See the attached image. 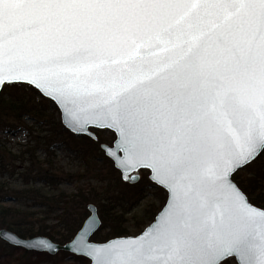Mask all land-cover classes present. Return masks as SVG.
<instances>
[{
	"label": "snow or ice",
	"instance_id": "6c2138e0",
	"mask_svg": "<svg viewBox=\"0 0 264 264\" xmlns=\"http://www.w3.org/2000/svg\"><path fill=\"white\" fill-rule=\"evenodd\" d=\"M6 82L115 127L121 166L170 189L141 237L89 249L98 264H264V211L231 179L264 154V0H0Z\"/></svg>",
	"mask_w": 264,
	"mask_h": 264
},
{
	"label": "rangeland",
	"instance_id": "374dc122",
	"mask_svg": "<svg viewBox=\"0 0 264 264\" xmlns=\"http://www.w3.org/2000/svg\"><path fill=\"white\" fill-rule=\"evenodd\" d=\"M12 85H5L0 92L5 103L16 104L18 98L24 99L34 109L32 112L37 118L29 113L17 117L9 109L0 112V210L15 208L26 215L28 223L51 227L61 232L63 227L61 211L40 206L39 201L29 198L25 192L37 189L41 195L57 197L61 193L75 194L80 187L83 189L94 187L97 200L90 204L97 206L101 220V213L107 216L123 215L121 218L125 219L124 225L128 229V236L140 234L142 231L137 223L148 216L149 212L150 214L157 212L167 201V192L150 181V171L140 170L141 178L137 184L125 183L114 163L101 150L98 139L94 141L86 136L73 135L63 126L61 113L54 102L39 92L36 94L25 89L22 87L24 84H20L21 87ZM92 130L102 143L112 145L116 139L115 133L111 130ZM50 159L54 168L61 169L67 174L61 178L68 180H63L59 186L36 183L30 173L33 168L32 161H35L37 167L38 163L46 164ZM42 167L50 169L45 165ZM249 168V172L246 169L240 172L249 176H252L253 170L260 169L264 172V154H261ZM122 197L132 199L127 203ZM77 212L83 214L85 218L89 215L88 210L82 209ZM145 228L143 227V230ZM109 229V224H104L102 220L101 227L94 235L100 233L106 237ZM94 235L90 240L98 242L93 239ZM102 239L104 238L100 240ZM3 243L6 242L0 238V245ZM59 254L51 256L58 259ZM29 257V253L17 252L11 264H18L20 260ZM33 259L36 260L34 257ZM62 261L63 264H88L77 260L72 254L65 256ZM0 264L3 263L0 261ZM40 264L51 262L43 261ZM227 264L237 262L232 258Z\"/></svg>",
	"mask_w": 264,
	"mask_h": 264
},
{
	"label": "trees",
	"instance_id": "16d2710c",
	"mask_svg": "<svg viewBox=\"0 0 264 264\" xmlns=\"http://www.w3.org/2000/svg\"><path fill=\"white\" fill-rule=\"evenodd\" d=\"M12 86L21 87L20 84H13ZM22 87L38 94V91L30 86L24 85ZM2 95L3 94H0V112H3L5 109H9L17 117L29 113L37 118L36 114H33L32 112L34 109L30 107L24 99L18 98L16 104H10V102L6 104L4 99L2 98ZM98 141L102 144L99 137ZM95 144H97V142ZM39 164L41 163H38L37 167H35V161H32L31 163V166L33 168L30 170V173L33 175L36 183H41L43 185L59 186L63 183V180H68L65 178H61V176L67 174H65L61 169L54 168L51 159L46 164ZM44 165L45 167H48L50 169H43L42 166ZM249 167L250 165L245 168L248 172L250 171ZM233 180L236 182L239 188L247 195L249 201L253 205L264 209V172H262L260 169L253 170L252 176L246 175L243 172H238L233 176ZM94 192V187L91 189H83V187H80L77 192L72 195H65L61 193L57 197H47L46 195H41L40 191L37 189H29L25 192V194L29 198L39 201L40 206L49 207L50 209L55 208L56 211H61L60 219L62 221L61 226H63L61 232L55 231L54 228L51 227L42 225L35 226L33 224L28 223L26 215L15 208H7L0 210V229H10L15 232L19 237L24 239L33 238L37 236H47L56 243L62 245L66 244L75 237V235L82 228L85 220L89 216L88 215L85 218L83 214L77 211H81L82 209L86 211L87 205L90 204V202L97 200L96 196L94 195ZM122 199L125 202L129 203V200H131L132 198L127 199L125 197H122ZM162 208H160L155 213L152 212L150 214L149 212L148 216L141 219L137 223L138 228L143 231V227H146L148 223L154 221L156 215ZM101 214L103 223L106 225L109 224L110 229L109 232L106 234V237L104 234L102 235L100 233H97L93 237L94 240L98 242H105L112 238L128 236V229L124 225L125 219L121 218L123 217V215L107 216L105 215V213ZM101 238L104 239H102L101 241ZM20 251L29 253L30 257L25 260H20L18 264H40L43 261H50L51 264H63L62 259L65 256L70 255V253L68 252L61 251L59 252L60 258L56 259V257L51 256L47 253L28 252L27 250L22 249L20 247H15L9 245L8 243H3L0 245V261L3 264H11L15 254ZM33 257L36 260H34ZM75 258L79 261L88 262V264H90V261L84 257L75 256Z\"/></svg>",
	"mask_w": 264,
	"mask_h": 264
},
{
	"label": "water",
	"instance_id": "95a60500",
	"mask_svg": "<svg viewBox=\"0 0 264 264\" xmlns=\"http://www.w3.org/2000/svg\"><path fill=\"white\" fill-rule=\"evenodd\" d=\"M7 84H24V85H29L31 87H33L34 89H36L42 96H44L45 98L51 100L52 102L55 103V105L58 107L60 113H61V122L63 124V126L69 131L71 132L73 135L76 136H86L94 141H97L98 137L95 134V132L92 129H107V130H111L112 132L115 133L116 135V139L113 142L112 145H108V144H101V150L105 153L106 157H108L113 163L115 168L120 172L121 174V178L125 183H128L130 185H134L137 184L141 178L140 175V170L142 169H146L150 171V175H149V179L152 183H154L155 185L161 187L162 189H164L167 192V201L166 204L163 206V208L159 211V213L156 215L154 221H152L140 234H138L137 236H123V237H116V238H112L106 242H94L91 241V237L99 230V228L101 227L102 221L99 215V211L96 205L94 204H88L87 205V210L89 212V216L87 217V219L85 220L82 228L78 231V233L75 235V237L68 243L66 244H59L56 243L54 241H52L50 238L46 237V236H37V237H33V238H28V239H24L19 237L16 233L7 230V229H1L0 230V238L3 239L6 243H8L9 245L15 246V247H20L22 249H25L27 251H35V252H40V253H48L50 255H56L61 251H65L68 252L70 254H72L73 256H78V257H84L86 259H88L90 261V264H98V261L103 258L101 254H97V255H89L87 254L89 249H112L114 248L116 245H119L121 243H123L124 241L130 240V239H135V238H139L141 237L144 233H146L150 228H152L153 225L156 224L157 220L159 219V217L161 216V214L167 209V207L169 206L170 202H171V193H170V189L168 187H166L165 184L160 183L158 181V179L156 178L155 173L148 168H144V167H136L134 169L131 170H126L125 168H123L120 164V159L119 158H123V159H127V153L123 152L122 150H120L118 148V144L121 140V134L120 131L117 130L115 127L109 128V127H100L97 125V123L93 122V123H89V124H85V125H78V124H74L70 122V117L68 116V113L65 109V105L60 103L59 100H54L53 98H51L50 96H48L47 94H45L42 90L35 88V86L30 85L28 83H23V82H17V83H5L4 85L0 86V92L2 91L3 87ZM261 155H258L256 157V159H254L251 163L246 164L243 167L238 168L236 171L233 172L231 179L234 183V185L240 190V192L243 194L245 200L247 201V203L255 208L258 211H264V209L259 208L255 205H253L247 195L239 188V186L236 184V182L233 180V176L235 174H237L238 172L242 171L243 169H245L247 166L251 165L252 163H254ZM132 177L135 178L134 180H126L124 177ZM95 222L94 226L92 228L91 231H89L88 236L86 237V244H87V248H84L83 251H74L73 250V246L76 242V240L79 238L81 232L84 230L85 226L91 222ZM40 241H45L48 245H50V248H45V247H41L39 246V242ZM236 260V259H235ZM237 264H239V262L236 260Z\"/></svg>",
	"mask_w": 264,
	"mask_h": 264
}]
</instances>
